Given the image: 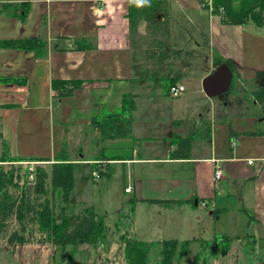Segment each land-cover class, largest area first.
<instances>
[{
    "label": "crops",
    "instance_id": "obj_1",
    "mask_svg": "<svg viewBox=\"0 0 264 264\" xmlns=\"http://www.w3.org/2000/svg\"><path fill=\"white\" fill-rule=\"evenodd\" d=\"M166 1L169 27L152 35L143 18L131 31L128 0H0V9L6 6L0 11V38L46 42L43 56L0 48V76L26 78V83L0 82V136L12 154L50 159L67 143L74 164L85 131L93 133L99 148L133 144L132 158L109 160L107 174L114 163L121 165L124 192L130 194L122 196L119 211L136 199L133 228L140 208H186L193 220L210 222L214 233L263 241L264 102L251 91L264 83V24L226 23L207 0ZM25 3L30 7L23 20L17 12ZM149 37L180 53L170 73L178 76L179 94L165 89L166 75L151 69L142 71L146 77L136 73L140 39ZM83 38L94 47L77 48ZM156 53L151 59L166 64ZM215 56L230 60L222 63L233 78L227 91L209 95L203 80L217 68ZM54 79H78L82 85L58 96ZM127 92L136 94L132 138L100 141L92 116L120 108ZM175 134H195L189 157H171ZM95 149L85 153L92 164ZM193 198L169 205L152 201Z\"/></svg>",
    "mask_w": 264,
    "mask_h": 264
},
{
    "label": "trees",
    "instance_id": "obj_2",
    "mask_svg": "<svg viewBox=\"0 0 264 264\" xmlns=\"http://www.w3.org/2000/svg\"><path fill=\"white\" fill-rule=\"evenodd\" d=\"M5 7L4 4L0 11ZM29 7L26 3L22 4L17 15L24 20ZM211 10L219 14L226 23L242 24L251 21L259 26L264 24V0H211ZM159 14L162 15V18H158ZM128 17L132 32L138 29L141 18L147 21V27L152 34L158 30L166 31L169 27V12L166 0H151V7L140 9L129 4ZM156 46L160 49L156 53L155 59L168 65L169 72L165 77L164 86L169 91L171 86L175 85L178 76L177 74L170 75L173 68L172 62H168V59H177L180 53L176 50H168L163 40H157ZM76 47L87 49L94 47V45L83 38L76 42ZM0 48L27 49L33 51L37 56H43L46 53V42L41 37L0 38ZM223 61L230 63L228 59L219 56L214 57L215 65H219ZM136 73L146 77L140 69L136 70ZM260 75H264V73H260ZM0 82L26 83V78L0 76ZM81 85L82 81L78 79H54L52 81V86L57 90L58 96L70 95L75 88ZM251 93L259 103H263L264 83L253 89ZM135 97V93L127 92L123 96L120 108L114 111L96 112L92 116L91 125L98 130L100 141L132 138L133 113L136 108ZM194 137L195 134L187 136L175 134L171 141L176 143V147L171 149V157H189L191 142ZM4 144L7 145V142L5 141ZM108 149H112V152H107ZM133 149V144L95 149L93 157L107 162L105 170H101L99 174H108L109 160L132 158ZM12 157L14 158V156ZM4 159H0V161ZM17 159L49 160L50 158L20 154ZM30 173L33 174L31 178ZM49 177H51V189L48 187ZM57 190L61 191L63 201L66 204L77 205L79 209L61 208L56 210L55 192ZM73 190L74 162L70 157L67 143L63 144L54 157L51 172L45 166L37 164L33 170H27L25 174H21L15 168L7 169L3 164H0V238L5 237L10 243H25L36 240L51 242L59 246H77L83 243L104 244L107 238L104 216L96 210L93 203L76 200L73 196ZM194 200L195 198L191 200L154 199L152 201L169 205ZM127 201H132L134 211L136 199L132 197ZM11 224H13V227L10 229ZM234 238L231 235L216 232L210 240L211 249L216 251L217 255H225L230 249ZM189 242L190 239L144 240L134 237L125 241L124 255L127 264H151L150 252L152 249H157L159 259L153 264H180L182 255L188 250ZM206 247L205 239H202L200 250L192 264H206V260L198 263Z\"/></svg>",
    "mask_w": 264,
    "mask_h": 264
},
{
    "label": "rangeland",
    "instance_id": "obj_3",
    "mask_svg": "<svg viewBox=\"0 0 264 264\" xmlns=\"http://www.w3.org/2000/svg\"><path fill=\"white\" fill-rule=\"evenodd\" d=\"M15 7L18 8V5ZM20 7L21 5L18 9ZM157 40L160 39L156 37L140 39L139 45L142 48L138 49L136 66L142 71L151 69L158 76L163 77L169 72L168 65L157 64L151 59L154 52H158L160 49L156 46ZM175 60L170 58L168 62H172L174 65ZM83 134L86 135L80 143L82 153L78 155V160L74 164L73 196L78 201L84 200L93 203L96 210L104 216L107 229L106 242L104 244L83 243L77 246H59L51 242L36 240L10 243L5 237H1L0 264H127L124 255L125 241L134 237L144 240L157 237H175L181 240L187 237L190 239L189 247L187 252L182 255L180 264H192L200 250L202 239H205L207 247L203 250L198 263L206 260V264H264V240L257 242L252 235L235 237L228 252L225 255H217L210 245V240L214 235L212 224L206 222L204 218L199 221L193 220L192 216H189L191 215L190 210L188 211L186 208L161 209L155 207L152 211L140 208L137 224L133 228L132 201H126L125 206L119 211L122 205V196L130 194L124 192L126 182L123 183L121 165L113 164L111 176L107 174L94 175V170L98 173L105 170L107 162L94 160L95 166L93 167L85 153H90L92 146L99 148L97 146L100 144L92 139V132L85 131ZM4 143V139L0 136V159L5 158L0 161V164H3L5 168H15L16 171L25 174L27 170L31 171L37 164H41L51 172V164L54 159L16 160L20 154H12L8 145ZM107 152H112V149H108ZM29 176L31 178V173ZM51 186V177H49L48 187L51 189ZM55 206L56 210L61 208L79 209L77 205L66 204L59 190L55 192ZM12 227L13 224L10 229ZM239 231L242 232V228ZM158 259L157 249H152L150 263L153 264Z\"/></svg>",
    "mask_w": 264,
    "mask_h": 264
},
{
    "label": "water",
    "instance_id": "obj_4",
    "mask_svg": "<svg viewBox=\"0 0 264 264\" xmlns=\"http://www.w3.org/2000/svg\"><path fill=\"white\" fill-rule=\"evenodd\" d=\"M233 78V72L227 63H221L203 80V88L209 95L225 92L229 89Z\"/></svg>",
    "mask_w": 264,
    "mask_h": 264
},
{
    "label": "built area",
    "instance_id": "obj_5",
    "mask_svg": "<svg viewBox=\"0 0 264 264\" xmlns=\"http://www.w3.org/2000/svg\"><path fill=\"white\" fill-rule=\"evenodd\" d=\"M207 4L211 8V0H207ZM170 89H171L172 94H174V95L179 94L180 91H181V87L180 86H177V85L171 86ZM249 162H252V160H249ZM93 173H94V175L95 174H99L96 170H94ZM221 175H222V170L219 167H217L216 170H215V177L216 178H220ZM31 177H33V174H31ZM125 190L126 191H131L132 190V187L131 186H127Z\"/></svg>",
    "mask_w": 264,
    "mask_h": 264
},
{
    "label": "clouds",
    "instance_id": "obj_6",
    "mask_svg": "<svg viewBox=\"0 0 264 264\" xmlns=\"http://www.w3.org/2000/svg\"><path fill=\"white\" fill-rule=\"evenodd\" d=\"M128 3L138 9L144 7H151V0H128Z\"/></svg>",
    "mask_w": 264,
    "mask_h": 264
}]
</instances>
